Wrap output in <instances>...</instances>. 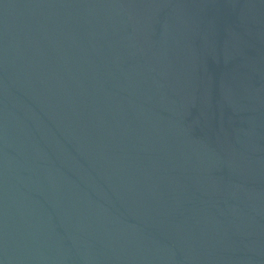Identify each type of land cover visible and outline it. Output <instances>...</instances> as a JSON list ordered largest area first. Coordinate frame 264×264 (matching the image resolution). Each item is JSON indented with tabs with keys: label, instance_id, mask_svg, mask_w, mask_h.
<instances>
[{
	"label": "water",
	"instance_id": "95a60500",
	"mask_svg": "<svg viewBox=\"0 0 264 264\" xmlns=\"http://www.w3.org/2000/svg\"><path fill=\"white\" fill-rule=\"evenodd\" d=\"M0 264H264V0H0Z\"/></svg>",
	"mask_w": 264,
	"mask_h": 264
}]
</instances>
